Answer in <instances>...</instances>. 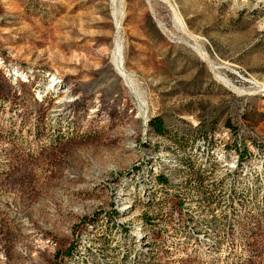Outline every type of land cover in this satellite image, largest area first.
<instances>
[{"label":"rangeland","instance_id":"1","mask_svg":"<svg viewBox=\"0 0 264 264\" xmlns=\"http://www.w3.org/2000/svg\"><path fill=\"white\" fill-rule=\"evenodd\" d=\"M0 264H264V0H0Z\"/></svg>","mask_w":264,"mask_h":264},{"label":"trees","instance_id":"2","mask_svg":"<svg viewBox=\"0 0 264 264\" xmlns=\"http://www.w3.org/2000/svg\"><path fill=\"white\" fill-rule=\"evenodd\" d=\"M149 127L151 128V132L154 134L155 137H160V138H173L174 140V143L177 144V138L174 139L173 135L170 134V131H168V129L166 128L164 122L162 121V119H160L159 117H155L153 119H151L149 121ZM235 132V131H234ZM197 136V135H196ZM187 142H188V139H187ZM186 142V143H187ZM212 142V138L211 136H205V135H199L197 136V139H196V144L198 145V143H201L200 145H198L199 147H203L206 145V146H209ZM180 143L183 144V145H186L184 143L183 140H180ZM204 144V145H203ZM177 146V145H176ZM188 148V147H187ZM186 147L184 148L185 150L187 149ZM172 149L176 152L177 149H178V146L177 147H172ZM238 150L237 149V146H234L232 147V150ZM245 152V150H243L241 152V155ZM169 180L165 177V175H163L162 173L161 174H156L155 176V187L158 188L159 190L161 191H165L167 189V185H169ZM190 187L194 188L193 186V182L192 184L190 185ZM154 197V195H153ZM158 200V198L156 199L155 197L153 198V203H156ZM183 200L179 202V204H181V206L183 205ZM183 207V206H182ZM149 223H152V220H149L148 221ZM148 226H151L150 224H147Z\"/></svg>","mask_w":264,"mask_h":264},{"label":"bare ground","instance_id":"3","mask_svg":"<svg viewBox=\"0 0 264 264\" xmlns=\"http://www.w3.org/2000/svg\"><path fill=\"white\" fill-rule=\"evenodd\" d=\"M114 6H115V4H114ZM121 50H122L121 45L117 44L116 45V67H117V70L119 71V73L128 81L129 75L126 73V71L124 69V65H123L122 58H121ZM235 137H236V135H235ZM214 139H215V137H214Z\"/></svg>","mask_w":264,"mask_h":264},{"label":"built area","instance_id":"4","mask_svg":"<svg viewBox=\"0 0 264 264\" xmlns=\"http://www.w3.org/2000/svg\"><path fill=\"white\" fill-rule=\"evenodd\" d=\"M237 135H238V134H237ZM237 135H236V136H237Z\"/></svg>","mask_w":264,"mask_h":264}]
</instances>
